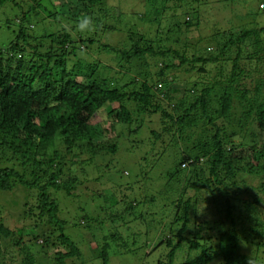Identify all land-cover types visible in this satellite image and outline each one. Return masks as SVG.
<instances>
[{"label":"trees","instance_id":"trees-1","mask_svg":"<svg viewBox=\"0 0 264 264\" xmlns=\"http://www.w3.org/2000/svg\"><path fill=\"white\" fill-rule=\"evenodd\" d=\"M6 2L0 0V6ZM78 2L84 6L81 12L92 16V26L104 17L121 21L118 7L113 6L116 10L112 13L104 0ZM27 14L17 18L20 22L14 39L7 46L0 44V156L10 161L9 166L0 168V191L27 188L33 202L25 198L26 216H32L40 228L56 224L63 232L64 221L53 191L74 194L83 174L87 180L90 167L114 166L123 142L128 143L125 149L130 152L137 146L147 149L136 158L143 174L150 177L164 157V152L155 154V148L159 142H171L181 153L175 157L178 163L174 170L166 179L163 176L165 191L159 194L165 197L175 191L177 199L172 201L174 208L155 245L154 251L160 247L165 250L156 264H261L264 26L225 33L224 41L215 36V47L195 50L193 56L187 55L188 48L183 52L156 50L140 46V42L128 50L114 48L119 59L130 61L148 53L158 59L155 75L146 73L140 81L135 76L120 88L117 79L99 74L103 67L100 60H82L85 51L81 45L90 48L94 38L74 35L66 27L62 32L35 36L30 32L31 24H26ZM6 23L12 26V20ZM119 24L106 26L101 22L100 29L110 32ZM249 40L254 50L244 59ZM111 48L103 45V50ZM170 55L175 60L168 62ZM70 60L75 61L73 66ZM243 60L258 66L254 83L259 81L253 89L242 86L249 78ZM200 61L202 73L209 72L208 65L220 66V78L204 83L197 80L179 94L174 87L177 80L169 78V72L181 67L195 70ZM102 112L107 113V120L101 119ZM108 121L112 123L107 128ZM118 125L127 128V134L125 130L112 134ZM146 127L151 135L139 137ZM190 192L193 195L186 197ZM199 206H203L202 214ZM0 235L23 245L24 263H34L21 229L0 224ZM46 235H39L36 242L42 237L43 245L48 243ZM59 240L67 251L58 252L53 264H67L68 258L81 255L80 248L64 233L58 246ZM145 243L147 246L148 240ZM245 245L257 248L250 254ZM106 246L99 253L108 263ZM2 254L0 251V263Z\"/></svg>","mask_w":264,"mask_h":264},{"label":"rangeland","instance_id":"rangeland-1","mask_svg":"<svg viewBox=\"0 0 264 264\" xmlns=\"http://www.w3.org/2000/svg\"><path fill=\"white\" fill-rule=\"evenodd\" d=\"M263 4L264 0H104V5L110 6L112 13L116 9L120 11L121 21L104 17L99 23L96 22L93 26L91 24L87 30L81 32L76 27L78 18L87 16L92 20V16L81 12L80 9L84 6H81L78 0H8L0 6V44L7 46L14 39L15 31L18 29L17 23L20 22L17 18L28 12L26 24H31L30 32L35 36L62 32L66 27L74 35L79 36L81 33L87 38H94L95 44L90 48L81 45L85 51L81 55L82 60H100L103 67L99 74L109 80L117 79V84L121 88L135 76L140 81L144 78L142 75L146 73L155 75L158 69L155 62L158 59L149 53L142 58H132L130 61L125 58L119 59L114 48L128 50L135 42H140V46H153L156 50L173 48L183 52L184 48H188L187 55L193 56L195 50L215 47L218 42L214 39L215 36L224 41L225 33L237 29L262 28ZM113 6L118 8L114 9ZM8 20H12L10 27L6 23ZM101 22L109 26L117 23L121 25L110 32H103L102 28L100 29ZM249 41L251 45L244 53V59L254 50L251 40ZM104 44H110L112 50H103ZM169 58H167L168 62L175 60L173 55ZM74 62L69 61L71 66ZM202 63L200 61L198 68L192 71L181 67L169 72V78L177 80L174 87L178 89L179 94L186 91V88L190 89L197 80L204 83L214 80L215 77L220 78L217 76L220 66L208 65L209 72L202 73L199 70ZM242 64L249 69V78L244 80L245 84L242 86L253 89L259 81L258 79L254 83L258 75L256 71L258 66L250 63L249 60H243ZM262 71L261 74L264 76V70ZM114 84L113 81L112 85ZM220 93L218 92L217 95ZM218 103V99L215 98V104ZM101 119L103 121L108 119L106 112H102ZM111 123L112 121H108L105 127L108 128ZM151 126L155 128V123L153 122ZM134 127L136 128V125ZM124 128L118 125L117 130H113L112 134L124 130L127 134L129 130ZM147 131H149L148 127L139 137L151 135L149 132L147 134ZM109 137L113 139L115 135ZM123 144L124 148H120L118 158L114 159V166L109 169L99 166L90 167L88 175L86 174L87 180L83 174L82 183L75 189L74 194H67L62 190L53 191L60 205V220L64 221L63 232L56 224H48L47 227L43 224L40 228L32 216H26L23 203L25 198L28 202L32 198L27 188L17 186L8 193L0 191V224L12 229L15 227L21 229L23 243L28 246L26 251L34 257L33 264H53L58 252L67 251V247L62 245L60 240L61 245L58 246L57 243L63 233L81 250V255L68 258L67 264L157 263L165 250L164 247H160L154 251L155 245L162 234L164 221L167 222L169 212L174 208L172 201L177 199L175 191L167 193L165 197L160 194L165 191L166 175L174 170L178 163L175 157L179 152L181 153V149L171 142L169 144L159 142L154 153L164 152L162 164L155 169L157 173L152 171L153 174L150 173V177H146L138 165L136 156L146 152L147 149L144 146L140 148L137 146L135 147L137 149L130 152L129 149H125V144L128 143L123 142ZM9 165L8 158L1 155L0 168ZM174 183L177 186L179 184L177 181ZM154 195L156 200L152 202ZM189 195L193 193H188L186 197ZM261 210L263 211L261 218H264V205ZM198 212L202 214L203 206H199ZM45 227L55 228L49 231ZM44 232H47L46 236L50 239L45 245L42 237L38 242L35 240ZM106 245H108V263L99 253L103 252L102 249ZM22 247L23 245L15 244L12 238H4L0 235V251L4 253L3 256L1 255L3 261L0 264H25L27 256L22 252ZM255 248L257 247L254 245H245V252L252 254ZM259 255L261 264H264V251L261 250Z\"/></svg>","mask_w":264,"mask_h":264},{"label":"clouds","instance_id":"clouds-1","mask_svg":"<svg viewBox=\"0 0 264 264\" xmlns=\"http://www.w3.org/2000/svg\"><path fill=\"white\" fill-rule=\"evenodd\" d=\"M91 24H92V20H91V18L85 16V17L81 18V19L77 22L76 27H77V29H78L79 31L83 32V31L87 30V29L91 26Z\"/></svg>","mask_w":264,"mask_h":264}]
</instances>
